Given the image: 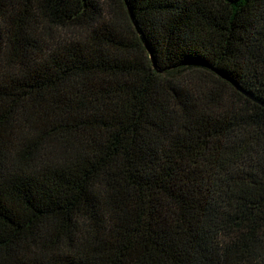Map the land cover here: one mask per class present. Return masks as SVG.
Wrapping results in <instances>:
<instances>
[{
	"label": "trees",
	"instance_id": "1",
	"mask_svg": "<svg viewBox=\"0 0 264 264\" xmlns=\"http://www.w3.org/2000/svg\"><path fill=\"white\" fill-rule=\"evenodd\" d=\"M0 264H264V0H0Z\"/></svg>",
	"mask_w": 264,
	"mask_h": 264
},
{
	"label": "water",
	"instance_id": "2",
	"mask_svg": "<svg viewBox=\"0 0 264 264\" xmlns=\"http://www.w3.org/2000/svg\"><path fill=\"white\" fill-rule=\"evenodd\" d=\"M235 85L237 86V88L239 90H241L242 92H244L246 95L250 96L253 99H256L252 94L248 93L247 91H245L244 89H242L238 84L235 83Z\"/></svg>",
	"mask_w": 264,
	"mask_h": 264
}]
</instances>
